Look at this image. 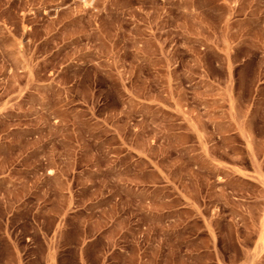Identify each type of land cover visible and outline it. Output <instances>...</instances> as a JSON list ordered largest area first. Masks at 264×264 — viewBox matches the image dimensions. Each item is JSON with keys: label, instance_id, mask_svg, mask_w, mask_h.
Segmentation results:
<instances>
[{"label": "rangeland", "instance_id": "374dc122", "mask_svg": "<svg viewBox=\"0 0 264 264\" xmlns=\"http://www.w3.org/2000/svg\"><path fill=\"white\" fill-rule=\"evenodd\" d=\"M0 264H264V0H0Z\"/></svg>", "mask_w": 264, "mask_h": 264}]
</instances>
